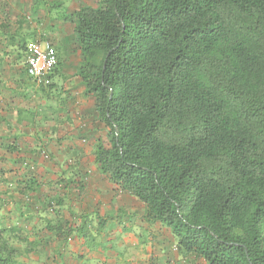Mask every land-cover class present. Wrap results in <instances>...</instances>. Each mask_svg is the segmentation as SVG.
Instances as JSON below:
<instances>
[{
    "label": "trees",
    "instance_id": "obj_1",
    "mask_svg": "<svg viewBox=\"0 0 264 264\" xmlns=\"http://www.w3.org/2000/svg\"><path fill=\"white\" fill-rule=\"evenodd\" d=\"M61 20L108 128L98 170L182 252L264 264V0H96Z\"/></svg>",
    "mask_w": 264,
    "mask_h": 264
},
{
    "label": "crops",
    "instance_id": "obj_2",
    "mask_svg": "<svg viewBox=\"0 0 264 264\" xmlns=\"http://www.w3.org/2000/svg\"><path fill=\"white\" fill-rule=\"evenodd\" d=\"M70 1H79L78 7L86 4L85 0L56 3L66 6ZM41 11L42 15L35 18V28L28 30L30 36L61 33L57 29L61 26L55 23L43 26L44 21L54 18L51 10ZM61 13L70 11L62 8ZM8 23L7 18L0 17V39H11L0 44L5 51H0V124L6 125L0 130V156L7 158L3 162L18 161L43 170L31 178L35 191L25 189L27 177L16 178L20 183L15 184L16 180L11 182L13 176H3L10 186L15 184L22 191L1 195L0 228L11 236L8 243L16 249L14 264H207L200 256L182 252L169 227L145 220L144 204L98 170L95 145L98 141L106 144L108 128L97 115L94 98L85 94L77 74L79 52L69 50L66 44L56 45L58 63L50 77L51 88L41 90L34 81L36 85L22 83L19 64L9 54L18 45L12 40L13 28H6ZM20 90L33 91L37 100L41 97L47 105H53L36 111L39 119L34 125L23 119L26 112L22 113L15 101ZM7 94L13 98L9 103ZM22 135L31 140L23 145L24 153L8 155L22 147L9 142L7 137L20 141L24 139ZM41 146L47 153L44 158L36 151Z\"/></svg>",
    "mask_w": 264,
    "mask_h": 264
},
{
    "label": "rangeland",
    "instance_id": "obj_3",
    "mask_svg": "<svg viewBox=\"0 0 264 264\" xmlns=\"http://www.w3.org/2000/svg\"><path fill=\"white\" fill-rule=\"evenodd\" d=\"M38 1H44V4H40L37 3L36 0H0V17H4L7 18L8 21L10 23H8V25L6 26L7 30H11L12 28V40L17 43L18 47L14 50V52L9 53L10 56H12V59L16 62H18L19 64V69L21 71L22 74V83H24L25 81L27 83L30 84H35L33 82V80L29 77H27L25 75V69H24V61L25 58L27 56V46L32 43V42H42V41H48L51 46H53L54 50L56 51L57 46L60 44H66L69 47V50H76V46L72 41V28H73V24L71 22H63L61 20L62 18V8L64 11H70L73 12L78 5H81V3L79 1L77 2H69V4H67L66 6L62 4L65 3H61V6L57 5L56 0H38ZM96 0H85V5H95ZM50 6H48L49 4H51ZM47 5V7L45 8V6ZM84 5V4H82ZM42 9L46 10H51L53 17L54 18V22L52 20H48L47 22L44 21L43 26L50 24L49 26H51L52 24L55 23V25L58 27L59 25L61 26L60 28H57L58 30L60 29L61 33L59 31H55L54 35H48V36H30L29 31L32 30L33 28H35V18H38V15H42ZM66 14V13H65ZM60 19L56 20V19ZM41 26V25H40ZM42 26V27H43ZM48 26V28H49ZM52 28H55L52 27ZM56 29V30H57ZM29 30V31H28ZM53 30V29H52ZM54 32V30H53ZM60 34V36H59ZM63 34V35H61ZM8 41H10V37H6L5 38ZM5 39L1 40L0 39V44H5L4 41ZM57 45V46H56ZM7 50L8 47H6ZM58 50V49H57ZM0 51H4V49H0ZM58 54H56V59H57ZM58 62V59H57ZM52 77V76H51ZM36 85V84H35ZM38 88H40L39 86H37ZM7 103H9V101L11 99H13L10 94H7ZM15 101L17 103H19L18 106H21V110L23 113V119H25V121L27 120L30 123L36 124V122L38 121V116L36 115V111L38 109H46L47 107H53V105H50V103H47L43 100H41V97H39V99L37 100V96L35 97V95H33V91L30 92H25V91H18V93L14 96ZM18 98V99H17ZM3 105L6 104V101L2 102ZM17 105V104H16ZM2 107V106H1ZM3 109L5 110L6 108L3 107ZM35 114V115H34ZM21 123V122H20ZM41 123V122H40ZM22 124V123H21ZM22 126H25L22 124ZM6 127L5 124H0V130L2 131L4 128ZM29 127H32V125H30ZM3 128V129H2ZM28 134V133H24L23 135ZM24 139H20V141H13V137L9 136L8 141L9 142H16V145H18L20 147L19 144H21V149L13 152V153H9L8 155L10 156H21L20 153H24L23 149L25 148V146H23L24 144H28L30 143V139H28V137L26 138L25 136H23ZM21 138V137H20ZM109 140V136H107V141H105L106 143H108ZM5 141V140H4ZM3 141V143H5ZM7 141V142H8ZM6 145V143H5ZM27 146V145H26ZM37 153H40L41 156L44 158L47 153L44 149L43 146L40 147V149L36 150ZM35 151V152H36ZM8 151H6L7 154ZM44 153V154H43ZM7 159L6 157L0 156V207L3 206L2 203V199H1V195H5L7 192H12L13 193H21V189H19L18 186H16L15 184L18 182L20 183V181H17L19 179H16L18 177H27V178H32V177H36L39 176L42 172H41V167L37 168L35 165L34 166H30V165H24V164H20V162H12L11 160L8 162H3V160ZM39 166V165H38ZM3 176H13V178L11 179V182H15L14 186H10V184H8V182H5L3 180ZM3 180V181H1ZM5 191V192H4ZM12 196V195H11ZM16 198V197H15ZM14 240L12 241V244H14ZM16 246V248L18 250H21L22 247H20V245H14ZM35 247H37L35 245ZM45 245L42 247V249H44ZM37 250H40L39 248H36ZM36 250V251H37ZM44 252H41L40 254H42ZM44 263V262H43Z\"/></svg>",
    "mask_w": 264,
    "mask_h": 264
},
{
    "label": "built area",
    "instance_id": "obj_4",
    "mask_svg": "<svg viewBox=\"0 0 264 264\" xmlns=\"http://www.w3.org/2000/svg\"><path fill=\"white\" fill-rule=\"evenodd\" d=\"M56 67V51L48 41H36L27 46L25 74L37 85L50 83L51 74Z\"/></svg>",
    "mask_w": 264,
    "mask_h": 264
},
{
    "label": "clouds",
    "instance_id": "obj_5",
    "mask_svg": "<svg viewBox=\"0 0 264 264\" xmlns=\"http://www.w3.org/2000/svg\"><path fill=\"white\" fill-rule=\"evenodd\" d=\"M58 63V62H57Z\"/></svg>",
    "mask_w": 264,
    "mask_h": 264
}]
</instances>
